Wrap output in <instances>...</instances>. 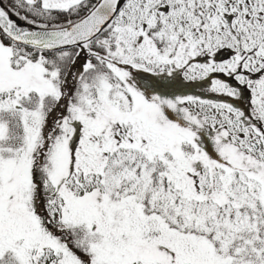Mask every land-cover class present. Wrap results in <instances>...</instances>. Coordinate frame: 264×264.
<instances>
[{"label":"snow or ice","instance_id":"snow-or-ice-1","mask_svg":"<svg viewBox=\"0 0 264 264\" xmlns=\"http://www.w3.org/2000/svg\"><path fill=\"white\" fill-rule=\"evenodd\" d=\"M0 264H264V0H0Z\"/></svg>","mask_w":264,"mask_h":264}]
</instances>
